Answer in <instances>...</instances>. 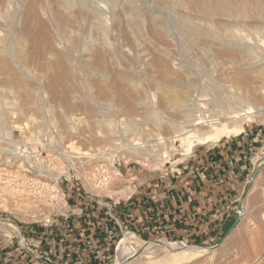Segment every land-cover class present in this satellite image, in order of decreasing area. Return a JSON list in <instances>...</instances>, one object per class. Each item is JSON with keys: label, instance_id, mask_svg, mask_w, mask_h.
<instances>
[{"label": "rangeland", "instance_id": "rangeland-1", "mask_svg": "<svg viewBox=\"0 0 264 264\" xmlns=\"http://www.w3.org/2000/svg\"><path fill=\"white\" fill-rule=\"evenodd\" d=\"M29 1L36 2L37 8L41 5L40 8H38L39 13H40V18L42 17V19L45 20L43 22V20L41 19L42 24L44 23L42 26L43 30L41 31H43L44 34L46 33L45 34L46 37L40 31V29H42L41 25L40 27L39 25H37V28L39 30L36 28L35 32L37 34L41 33L42 35H37L34 32V37L31 39L30 43L29 42L22 43V42L16 41L14 38H12V40H10L9 42L10 44L12 43V52L15 51L13 52V57H14L13 61L16 62V63L14 62V65L18 63L16 65L18 66L17 67L18 72L20 70V72L22 71L21 73L23 74L22 75L20 74V72L19 73L17 72L19 76L22 75L20 76L21 78L19 76L18 77L19 79H26V76L28 79L29 77L28 79L29 83L27 82V83H24V85L22 84L21 87L24 86L23 89L22 88L15 89L18 95L17 96L15 91L14 92L13 90L10 91L12 92L10 94L8 89L7 88L5 89L6 85L4 84L5 85L4 86L3 83H5L4 81L6 77L3 78L2 75L0 76V87H3V90H1L0 92V97L1 98L3 97L2 100L0 98V107L2 106L3 107L0 108V110H2L8 102L11 103V101H12L11 104L13 105L15 104L14 107L16 109L24 108V109H21L22 111L19 110L20 112L14 116L9 115V114L4 115L7 122H6V125L4 126L5 131L0 133V136H1L0 142L1 143L4 142V140H2L3 137L7 138L11 136V133L14 131L15 126L21 123H24L28 121L29 119H33L42 124H47L51 126L54 123H56L53 126L57 127L61 131L67 144L68 145L73 144L75 147L80 148L81 151H85V152L102 151L105 149L115 150L116 155L113 157V159H111L110 162H113L114 160L116 163L121 164L119 168L121 172V176H118L114 180H112V182L110 183L108 187V190L97 193V195L100 196L101 198L109 196V197L114 198L115 200H118L121 198H126L130 196L131 194L136 195V191L139 188V185H141L142 183L141 180L146 176L148 178L157 177V176L168 178L174 174L176 175L178 174L179 167L184 164V159L188 155L185 152H183L184 149L186 148L185 147L186 144H184V142L180 139L182 141L181 142L179 138L177 137L180 134L184 133L182 131L184 129V126L182 125L183 119L181 117L182 115H177L176 117V115L171 114L164 110V105L166 101L168 103L169 101L177 100V98L181 100H186L185 103L187 104L185 105H186V110L188 109L187 114L189 113L190 108L191 110L192 108H194L192 111H190V113L192 112L191 114L193 116L191 114L190 116L196 118V115H198L197 116L198 119H202V120L216 119V117L222 115L221 113L224 114L222 116L230 117L231 120L229 121L230 124L228 126L232 127L236 131L233 133H228L227 135L222 134L223 136L220 138L219 141H221L222 139H226L227 137L230 138V137L236 136L246 129H250L252 127L257 128L260 124L264 123V114L262 115L261 118H258V120L254 121L256 115H255V112L253 111V106L264 108V89H263L264 88V81H263L264 74L263 75L254 74L250 76L243 71L244 70L243 68H239L237 66V64H247V63H253L254 65H260L264 61V53H263L264 52V27H263L264 21L261 20V18L263 19L264 17V13H263L264 10L262 8L256 7V9L257 8L259 9V10L257 9V11L254 9V12L256 15H253V16H255V18L252 15H249L248 17V14L246 13H241L239 15L236 12L237 15L228 14L229 16L228 15L224 16L222 18L224 20L221 19V22H217V21L215 22V20L213 22L211 21L213 26L211 22H205L204 23L205 27L210 29L212 32L214 31V34L216 33V35H218L219 38L223 36V38H220L221 40L226 39V40H223L221 42L219 41V42L221 44L222 43L224 44L225 42V44L227 45V48L224 46L225 44L221 45L218 42L212 44V42L206 41L208 43H205L202 40H198L199 45L203 44L205 45V47H210L213 50L214 53H212L213 55L211 57V54H207L206 51L203 52L207 54L204 56V54L202 53L204 49H202L201 46L199 45L194 46L188 43L189 35L187 34V31L183 29L184 26L181 23V17H179L181 16V14L179 13L181 12V9L175 0L174 1L169 0V2H165V4H163V7H161L160 4H157V2L153 0H127L129 2V5H128L129 7L126 5H125L126 7H124L121 4H119L118 5L119 11L117 9L118 7L116 8L115 13L119 12L118 17L116 16L113 17V15L108 14V12L106 14L107 18L105 17V20L107 22L104 21L105 22L104 24H107L105 25V37L107 39L106 43L107 45H109L108 48H110L111 47L110 45L112 44L111 49L113 51L111 49L110 50L114 54L112 56H108L107 58L108 61L106 60L107 56L105 54V58L102 61V64L104 67L105 66L107 67V63H108V67H107L108 70L105 67L107 74L105 76H102V75L100 76L99 74L95 76L94 75L95 73H89L85 70L81 61L74 62L75 60L76 61L79 60L78 54L74 55V61L73 60H72L73 62L71 61L72 64L68 63L67 66L65 65L63 66L60 60H57L56 58L53 59V57L49 56L48 54H45V50L43 48L40 49V46H38L39 41H42L43 39H46L47 37H48L47 39L51 41L53 46L54 44L56 46V42L58 41H59L58 45L63 43V45H60L58 47L59 49L61 47H62L61 49H63L65 48V46H70L71 44L70 42L73 38V34H71V31H69L70 28H68V31L70 33L69 35L67 30L64 29L65 31L64 32L61 28H60L61 30L59 29L57 24L55 25L54 18H56L57 14L53 13V10H55L53 8L54 3H51L53 2V0H51V2L50 0H46L47 2L45 0H44L45 2L41 0L42 4H41V1L39 0L40 5L37 3L36 0H29ZM29 1L27 0L25 3V0H15V1L13 0V7H11L13 10L10 9V13L13 12V14H16L15 12H17L15 17L17 16L18 17L15 19H17L16 23L19 26L21 24H22L21 26H23L24 13L26 12V9H27L26 6L28 7V4H30ZM130 1L132 2L133 5L131 4ZM15 2H18L19 4L16 3L17 4L16 6ZM21 2H23L24 4L22 5ZM47 3L49 4V6ZM173 3L176 6V8H174L175 6L173 5ZM50 5H53V7L52 6L50 7ZM19 6L25 7L26 9L22 7L20 9ZM46 6L47 8L49 7L48 14H47L48 10ZM131 7L132 9L133 8L135 9L136 13H133L134 9L132 10L133 12L131 11V9L129 11V8ZM136 7L137 8L139 7L138 8L139 11L136 10ZM15 8L17 11L15 10ZM122 9H127L125 11L130 12L131 17L135 15L133 17L135 19L131 22V24H127L126 19H125L126 12ZM260 11L263 13V15L261 14ZM20 12L21 13L24 12V13L21 14ZM54 12H56V10ZM121 12H125V13L122 14ZM47 15H49L50 18L52 16L51 19L52 20L54 19L53 23L52 21L50 22L51 19L48 18ZM138 15H140L141 17L140 22L142 24H141V29L139 31H135V25L137 22H139V18H137ZM142 15H143V19L145 18L144 21L141 20ZM153 15L155 17L157 16L160 18V19L157 18V23L160 24L162 22L160 25L163 27V30H164L163 35L158 38L157 36L152 34L150 30V22H151L150 19L154 18ZM259 17L261 18L258 19ZM234 18L236 22L235 20H232ZM18 19L20 20L22 19V20L18 21ZM112 20H115V21H112ZM227 20H229V22H227ZM231 21H233V23ZM258 22L259 24L260 23L261 24L260 25L257 24ZM208 23H210V26ZM225 24L228 25L226 28H230V29H226L224 27L226 26ZM54 25L57 26L58 28L54 27ZM113 25L115 27H113ZM131 25L133 26L134 28L133 30L135 33L131 29ZM46 26L49 28V30L48 28H46ZM107 27H108V30H107ZM232 27H233V31H232ZM55 28L57 31H59V33L56 32ZM127 28L128 29L130 28L131 30L129 29L130 31H128ZM37 31H40V32L38 33ZM165 31H167L168 33H164ZM89 32L90 34H93L91 33V31ZM49 34H50V37H49ZM57 34L59 36H57ZM94 34H95V36H93V39L95 41L94 45L92 43L90 51L87 52V54L84 53V56H87L86 58L88 62L90 61V63H92V61L94 63L95 60H93L91 57L93 56V58L95 59L96 54L94 51H97L99 47H101V46H98L97 48V45H99V43L102 42L100 39L102 34L100 32H96ZM231 34L232 36L230 37L229 35ZM53 35H56V36H53ZM96 35L100 37L97 38ZM35 36H37L36 38L38 39L39 37L43 39L42 40L37 39L38 44H36L37 40ZM94 37L96 38V40ZM236 37L239 39H242L241 41L239 40V42L244 47L245 46L251 47L249 48L251 49L250 54L244 53L242 51H238L237 49L232 48L230 46L232 41H233L232 42L233 44L237 40ZM53 38H56V39H53ZM57 38H60L65 42L69 41L68 42L69 44L63 42L60 39H58L57 41ZM135 38H137L139 42H141L139 43V46H136L137 44H136V41L134 40ZM140 39L142 41H140ZM53 40L54 41L56 40V42H54ZM161 43H165L166 45L165 44L162 45ZM29 44L30 45L33 44V45L28 47ZM185 44H188V45L190 44L189 45L190 47ZM207 44L208 45L210 44V45L208 46ZM228 44L230 47L228 46ZM57 46H56V49H58ZM38 47L40 51H38ZM19 49L21 50L22 55L19 53L20 52ZM16 50L18 52H16ZM32 50L33 52L36 51L34 55H32L33 54ZM100 50H102V52L104 53L103 47ZM22 51L23 53H26V52H29V53H26V55L24 54L23 56ZM39 52H40V56L41 55L43 56V57L41 56L42 58L41 60L39 59L40 58V56L38 55ZM142 53H145V54H142ZM215 53H217L218 56ZM27 54H30V55L28 56ZM214 54H215V57H214ZM17 55L18 56L20 55V58L21 56H23L24 59L23 57L21 59L18 58ZM115 55L117 59H115ZM147 56L151 58H148ZM25 57L27 60L25 59ZM251 57H253L254 59ZM33 58L38 59V61L35 60L36 64L34 63ZM146 58H148V61ZM22 59L24 61H21ZM29 59H31L32 61ZM109 59L110 60L112 59V60L110 61ZM138 60H141V62H139ZM27 61H29V63ZM105 61H107V63ZM157 61H158V64H157ZM231 61H233L232 66H231L232 64ZM54 62H55V65H54ZM110 62L113 64H111ZM20 63H24V66L23 64H20ZM73 63L74 64L76 63L75 66ZM56 64L58 65V67ZM144 64H146L147 66ZM78 65L80 68L78 67ZM16 66H15V69H16ZM62 67L64 68L66 67L67 70H65L66 68L64 69ZM225 67H226V70H225ZM31 68L33 69L31 71H28ZM82 68L84 69V71ZM30 74L32 75L29 76ZM122 76L123 78H121ZM30 79H33V82ZM152 80L154 81L156 80V81L155 82L153 81L154 83H152ZM175 80H183V81L187 80V82H190L191 84L188 87V86H183L182 84L177 83L174 85L175 86L174 87L173 82H175ZM133 81L135 82L134 84H132ZM229 81H231L232 83ZM31 83L32 84L35 83V85H31V86L27 85ZM37 83L39 85H36ZM157 84H159V86ZM192 87L194 88V90H192L193 89ZM6 90L7 92H9V94L6 92L7 94L5 93L3 95V93ZM165 91L168 94H166ZM162 92L163 94H161ZM189 92L190 94H188ZM61 95H63V97L67 96L69 100L68 105L63 101V97ZM79 98L80 100H78ZM81 99L92 100V102L95 103V105L97 103L96 105L97 109L95 108V111H92V112H85L83 109L80 108ZM187 105H190V106H187ZM237 106L238 107L242 106L243 108L242 107L238 108ZM23 111H24V114H21V112ZM234 111L236 112L234 113ZM165 113H167L168 116ZM212 114L213 115L216 114V117L214 118ZM66 116L68 118H72L74 120L77 119L81 121L79 131H77L76 133H74L71 130H68L70 133L66 131L67 129ZM168 117L171 118L172 122L170 119H168ZM165 118H167L168 120L167 119L165 120ZM177 121L179 122V124ZM110 127H112V129ZM212 130L214 134H216V132L219 133L220 132L219 130H222V129L221 127H214L212 128ZM218 142L212 141L211 143H208L206 145H211V144L218 143ZM196 146H202V145L199 143H195L194 147ZM89 155L90 154L88 153L87 156H82V157L87 158L89 157ZM256 161H257L256 163L257 166L262 161H264V147L260 151L259 156H257ZM130 172L134 173V175L131 178L128 177V174ZM68 188L70 192L71 190H73L71 186ZM86 189L90 191L88 187H86ZM71 194L73 193L71 192ZM75 194L77 193L75 192ZM262 213H263V219L259 218L257 220V218L255 217L258 214L254 212L251 216L252 219H250V221L246 222L245 225H241L237 227L239 223L241 222L240 221L238 225L233 230H231L229 233H227L225 237L218 244H215V245L211 244L210 246H199V248H206L207 251L203 253L204 256L198 259H195L193 261L185 260L182 264H264V211H262ZM242 215H243V212H242ZM128 233H129L128 231H125L124 235L120 236L119 241H121L125 237V235ZM132 234L135 235L134 233ZM135 236L141 241L142 244H147L150 242H156V243H161V244L168 243V242L141 238L138 235H135ZM187 246L196 247L190 244H187ZM166 254L168 255L169 253L160 252L154 255L152 258L137 257L133 260L132 264H166V256H167ZM115 260H116V256L113 259L112 264H115Z\"/></svg>", "mask_w": 264, "mask_h": 264}, {"label": "crops", "instance_id": "crops-1", "mask_svg": "<svg viewBox=\"0 0 264 264\" xmlns=\"http://www.w3.org/2000/svg\"><path fill=\"white\" fill-rule=\"evenodd\" d=\"M263 147L264 123L218 143L196 146L177 175L144 177L132 200L114 209L116 220L97 199L74 193L69 221L52 230L29 228V239L52 261L36 260L18 251L16 244L0 240V264H112L125 231L196 247L218 244L235 225L242 207L245 216L237 227L250 221L254 212L257 220L263 219L264 170L242 200ZM133 175L130 172L128 177Z\"/></svg>", "mask_w": 264, "mask_h": 264}, {"label": "bare ground", "instance_id": "bare-ground-1", "mask_svg": "<svg viewBox=\"0 0 264 264\" xmlns=\"http://www.w3.org/2000/svg\"><path fill=\"white\" fill-rule=\"evenodd\" d=\"M15 1V0H14ZM26 1L27 0H25V3H26ZM29 1V0H28ZM37 1V3L39 4V0H36ZM41 1V0H40ZM44 1V0H43ZM46 1V0H45ZM44 1V2H45ZM153 1H155V2H157V4H160L161 5V7H163V4H165V2H169V0H153ZM171 1H174V0H171ZM176 1V3L180 6V9H181V12H179L180 14H181V16H179V17H181V23H182V25L184 26L183 27V29H185L186 31H187V34L189 35V42L188 43H190L191 45H194V46H196V45H199L198 44V40H202V41H204L205 43H208V42H212V44L213 43H219V44H221L220 42L221 41H223V40H226V39H220V38H223V36L222 37H218V35H216V33L214 34V31L212 32L210 29H208L207 27H205V25H204V23L205 22H213L214 20H215V22L217 21V22H221V19L224 17V16H227L228 14H230V15H232V14H235V15H237L236 14V12L240 15L241 13H246V14H248V17H249V15H256L255 14V12H254V9L257 11V9H256V7H260V8H262L263 10H264V0H175ZM19 2V1H18ZM18 2H15V4L17 3V4H19ZM24 2V1H23ZM23 2H21L22 3V5L24 4ZM30 2V1H29ZM47 2V1H46ZM49 2V1H48ZM50 2H51V0H50ZM49 2V3H50ZM131 2V1H130ZM134 2V1H133ZM151 2V1H150ZM51 3H54V7H53V5H50V7L52 6L55 10H56V12H54L55 10H53V13H56L55 15H56V18H54L55 19V25L57 24V26L59 27V29L61 28L63 31H64V29L65 30H67L68 31V28H70L69 29V31H71V34H73V38H72V40H71V44H70V46H65V44H64V46H65V48H63V49H59L58 47L60 46V45H63V43L62 44H60V45H58V39H60V38H57V41L58 42H56V40L54 41V42H56V46H57V48L58 49H56V46H55V44H54V46L52 45V43H51V41L49 40V39H41L39 36V39H41L42 41H39V44H38V38H36L37 36H35V38H36V40H37V42H36V44H38V46H40V49L41 48H43L44 50H45V54H48L49 56H51V57H53V59L54 58H56L57 60H60L61 62H62V65L64 66H67V64L68 63H71V61L73 60L74 61V55L75 54H78L79 55V60H75L74 62H78V61H81V63H82V65H83V67L85 68V70L87 71V72H89V73H95L94 75L96 76L97 74H99L100 76L102 75V76H105L106 74H107V71H106V69L108 70V63H107V61H108V56H112L114 53L112 52L113 50L111 49L112 48V44L110 45L111 47L110 48H108L109 47V45H107V43H106V37H105V25H107V24H104L105 22L104 21H106L105 20V17H106V14H107V12H108V14H111V15H113V17H118L119 15H118V13L119 12H116L115 13V11H116V8L118 9V11H119V4H121L122 6H124V7H126V6H128L129 5V2L127 1V0H53V2H51ZM175 3V2H174ZM174 3H173V5H174ZM17 4H16V6H17ZM28 4V3H27ZM41 4H42V1H41ZM46 4V3H45ZM48 4V3H47ZM131 4H132V2H131ZM155 4V3H154ZM169 4V3H168ZM21 5V4H20ZM40 5V4H39ZM38 5V6H39ZM126 5V6H125ZM133 5V4H132ZM159 5V6H160ZM172 5V4H171ZM15 6V7H16ZM24 6H26V5H24ZM41 6V5H40ZM40 6L38 7V8H40ZM48 6H49V4H48ZM131 6V5H130ZM175 6V5H174ZM11 7H13V0H0V76L2 75L3 76V78L4 77H6V79H5V83H3V85L5 86V89L7 88L8 89V91L10 92V91H12L13 90V92L15 91V93H16V88H24V86L23 87H21L22 86V84L24 85V83H27L29 80V77H28V79H27V76H26V79H19V77L20 76H22L23 74L20 72V70H19V72H20V74H22V75H18L17 74V72H18V69H17V67L18 66H16V65H14V62L15 61H13V52H15V51H13L12 52V43L10 44L9 42H10V40H12V38H14L16 41H19V42H22V43H30V41H31V39L34 37V32L36 31L35 29L37 28V25H39V27H40V25H41V28H42V26H43V24H42V22H41V19H42V17L40 18V13H39V10H38V8H37V4H36V2H30V4H28V7L26 6V8L25 7H22V6H19L20 7V9H21V7L22 8H25L26 9V12L24 13V23H23V26H19L17 23H16V20L17 19H15V18H17V17H15L16 16V14H17V12H15L16 14H13V12H11L10 13V9H12ZM44 7V6H43ZM129 7V6H128ZM158 7V6H157ZM165 7V6H164ZM168 7V6H167ZM170 7V6H169ZM173 7V6H172ZM46 8H47V6H46ZM49 8V7H48ZM48 8H47V10H48ZM52 8V9H53ZM139 8V7H138ZM138 8L136 7V10H138ZM174 8H176V6L174 7ZM20 9H18V10H20ZM130 9H131V11L134 9H132V7L131 8H129V11H130ZM160 9V8H159ZM179 9V10H180ZM13 10V9H12ZM15 10H16V8H15ZM45 10V9H44ZM46 10V11H47ZM50 10H51V8H50ZM122 10H127V9H122ZM259 10V9H258ZM17 11V10H16ZM42 11H43V9H42ZM134 11V12H133ZM132 12L133 13H136L135 12V9L133 10ZM139 11V10H138ZM126 12V13H125ZM125 12H121L122 14L123 13H125V16H126V22H127V24H131V22L135 19V18H133V17H131V13L130 12H128V11H125ZM261 12V11H260ZM19 13V12H18ZM21 13V12H20ZM23 13H21V14H23ZM45 13V12H44ZM49 13V10H48V12H47V14ZM52 13V12H51ZM50 13V14H51ZM130 13V14H129ZM264 13V12H263ZM263 13L261 12V14L263 15ZM46 14V13H45ZM115 14H117V15H115ZM153 14V13H152ZM179 14V15H180ZM260 14V15H261ZM18 15H20V14H18ZM52 15V14H51ZM54 15V16H55ZM234 15V16H235ZM23 16V15H22ZM48 16V18H50L49 17V15H47ZM46 16V17H47ZM108 16V15H107ZM145 16V15H144ZM229 16V15H228ZM234 16H232V17H234ZM44 17V16H43ZM112 17V16H111ZM152 17V16H151ZM153 19H150L151 20V22H150V30H151V32H152V34H154L155 36H157V38L158 37H161L162 35H163V27L160 25V24H158L157 23V18H159V17H155L154 15H153ZM251 17V16H250ZM254 18H255V16H253ZM51 18H52V16H51ZM50 18V19H51ZM107 18V17H106ZM137 18H139V22H137L136 23V25H135V31H139L140 29H141V22H140V15H138L137 16ZM150 18V17H149ZM162 18V17H161ZM236 18V17H235ZM235 18L234 19H232V20H235ZM241 18V17H240ZM253 18V19H254ZM256 18H257V16H256ZM261 17H259L258 19H260ZM54 19L52 20H50V22L52 21V23H53V21H54ZM109 19V18H108ZM145 19V18H144ZM144 19H143V15H142V21H144ZM160 19V18H159ZM227 19V18H226ZM22 20V19H21ZM20 19H18V21H21ZM43 20V19H42ZM110 20V19H109ZM120 20V19H119ZM222 20H224V19H222ZM229 20H230V18H229ZM229 20H227V22H229ZM250 20V19H249ZM256 20V19H255ZM261 20L262 21H264V17H263V19L261 18ZM260 20V21H261ZM17 21V22H18ZM45 20H43V22H44ZM112 21H115V20H112ZM116 21H118V20H116ZM162 21V20H161ZM246 21V20H245ZM244 21V22H245ZM253 21V20H252ZM251 21V22H252ZM257 21H259V20H257ZM107 22V21H106ZM159 22H160V20H159ZM212 22H211V24H212ZM224 22V21H223ZM232 23H233V21H231ZM235 22H236V20H235ZM250 22V21H249ZM249 22H247V23H249ZM255 22V21H254ZM253 22V23H254ZM19 23V22H18ZM21 23V22H20ZM49 23V22H48ZM52 23H50V24H52ZM112 23V22H111ZM231 23V24H232ZM263 23V22H262ZM110 24V23H109ZM167 24V23H166ZM209 24V26H210V23H208ZM230 24V23H229ZM256 24V23H255ZM257 24H259V22L257 23ZM256 24V25H257ZM261 24V23H260ZM259 24V25H260ZM264 24V23H263ZM46 25V24H45ZM54 25V27H57V26H55ZM164 25V24H163ZM216 25V24H215ZM220 25V24H219ZM222 25H224V24H222ZM226 26H224L225 28L228 26L227 24H225ZM236 25V24H235ZM234 25V26H235ZM251 25V24H250ZM252 25H254V24H252ZM258 25V26H259ZM212 26H213V24H212ZM231 26H233V25H231ZM230 26V27H231ZM57 27V28H58ZM112 27V26H111ZM113 27H115L114 25H113ZM129 27V26H128ZM216 27V26H215ZM214 27V28H215ZM223 27V26H222ZM264 27V26H263ZM46 28H48L47 26H46ZM180 28V27H179ZM218 28H220V27H218ZM254 28V27H253ZM259 28V27H258ZM260 28H262V27H260ZM38 29V28H37ZM45 29V28H44ZM58 29V30H59ZM60 29V30H61ZM110 29V28H109ZM128 29V28H127ZM130 29V28H129ZM128 29V31H130L131 29L133 30L134 28H133V26L131 25V29L129 30ZM178 29V28H177ZM211 29H212V27H211ZM226 29H230V28H226ZM39 30V29H38ZM41 30H43V28L42 29H40V31ZM47 30V29H46ZM45 30V31H46ZM48 30H49V28H48ZM55 30H56V28H55ZM107 30H108V27H107ZM166 30V29H165ZM180 30V29H179ZM216 30V29H215ZM219 30V29H218ZM40 31H37L38 33L40 32ZM44 31V32H45ZM54 31V30H53ZM69 31H68V34L70 35V33H69ZM89 31H91V33H96V32H100L101 34H102V36H101V43H99V45H97V48H98V46H101V47H99V49L97 50V51H94L95 52V59L93 58V56L91 57L93 60H95L94 61V63H93V61H92V63H90V61L88 62V60H87V56H84V53H86L87 54V52H89L90 51V49H91V46H92V43H93V45H94V39H93V36H95V34L93 35V34H90V32ZM110 31V30H109ZM182 31V30H181ZM230 31V30H229ZM232 31H233V27H232ZM47 32V31H46ZM50 32V31H49ZM52 32V31H51ZM56 32H58L59 33V31H57L56 30ZM62 32V31H61ZM65 32V31H64ZM63 32V33H64ZM133 32H134V30H133ZM180 32V31H179ZM183 32V31H182ZM222 32V31H221ZM235 32V31H234ZM36 33V32H35ZM41 33H43V31H41ZM37 34V35H42V34ZM48 33V32H47ZM67 33V32H66ZM135 33V32H134ZM164 33H168L167 31H165ZM35 34V35H36ZM44 34V33H43ZM46 34V33H45ZM44 34V35H45ZM52 34H54V33H52ZM51 34V35H52ZM62 34V33H61ZM99 34V33H98ZM227 34H229V33H227ZM43 35V36H44ZM100 35V34H99ZM109 35V34H108ZM107 35V36H108ZM122 35V34H121ZM167 35V34H166ZM234 35V34H233ZM53 36H56V35H53ZM57 36H59L58 34H57ZM97 36V38L98 37H100V36H98V35H96ZM139 36V35H138ZM219 36H221V35H219ZM230 37L232 36V34L231 35H229ZM228 36V37H229ZM241 36V35H240ZM45 37H46V35H45ZM49 37H50V34H49ZM63 37V36H62ZM67 37V36H66ZM109 37V36H108ZM185 37V36H184ZM227 37V36H226ZM238 37V36H237ZM236 37V38H237ZM71 38V37H70ZM95 38V37H94ZM156 38V37H155ZM156 38V39H157ZM235 38V37H234ZM242 38V37H241ZM52 39V38H51ZM53 39H56V38H53ZM99 39V40H100ZM230 39V38H229ZM233 39V38H232ZM60 40H62V39H60ZM95 40H96V38H95ZM131 40V39H130ZM135 41H136V46H139V43H141V42H139V40L137 39V38H135L134 39ZM144 40V39H143ZM186 40V39H185ZM239 40L241 41L242 39H239V38H237V40L235 41V39H234V43L232 44V42H231V47L232 48H235V49H237L238 51H242V52H244V53H247V54H250V52H251V49H249V48H251V47H247V46H243L240 42H239ZM246 40V39H245ZM63 41V40H62ZM140 41H142L141 39H140ZM187 41V40H186ZM206 41H208V42H206ZM220 41V42H219ZM229 41V40H228ZM244 41V40H243ZM18 42V43H19ZM61 42V41H60ZM63 42H65V41H63ZM69 42V41H68ZM68 42H65V43H67V44H69ZM132 42H134V41H132ZM144 42V41H143ZM146 42V41H145ZM33 43V42H32ZM98 43V42H97ZM109 43V42H108ZM228 43V42H227ZM66 44V45H67ZM133 44V43H132ZM145 44V43H144ZM162 45H164L165 43H161ZM189 44V45H190ZM224 44H225V42H224ZM223 43L221 44V45H224ZM230 44V43H229ZM229 44H228V46H229ZM248 44V43H247ZM257 44V43H256ZM33 45V44H32ZM32 45H30L29 44V46L28 47H30V46H32ZM96 45V44H95ZM134 45V44H133ZM146 45V44H145ZM166 45V44H165ZM185 45H188V44H185ZM188 45V46H189ZM208 45V44H207ZM210 45V44H209ZM208 45V46H209ZM25 46V45H24ZM35 46V45H34ZM37 46V45H36ZM199 46H201V48L202 49H204V51H202V53L203 52H205L206 51V53L207 54H211V57H212V53H214L213 52V50L210 48V47H205V45H199ZM226 48H227V45L225 44L224 45ZM223 46V47H224ZM229 46V47H230ZM249 46V45H248ZM27 47V48H28ZM95 47V46H94ZM104 48V53L102 52V50H100L101 48ZM187 47V46H186ZM190 47V46H189ZM214 47H215V45H214ZM24 48V47H23ZM26 48V47H25ZM35 48V47H34ZM33 48V49H34ZM96 48V47H95ZM217 48V47H216ZM221 48V47H220ZM225 48V49H226ZM36 49V48H35ZM112 51H111V50ZM229 49V48H228ZM15 50V49H14ZM18 50V49H17ZM16 50V52H18ZM20 50V49H19ZM31 50V49H30ZM43 50V51H44ZM95 50V49H94ZM148 50V49H147ZM199 50V49H198ZM222 50V49H221ZM23 51H25V50H23ZM23 51H22V53H23ZM27 51V50H26ZM35 51V50H34ZM38 51H40L39 50V47H38ZM37 51V52H38ZM43 51H41V52H43ZM144 51V50H143ZM154 51V50H153ZM200 51V50H199ZM32 52H33V50H32ZM36 52V51H35ZM35 52H33V54L32 55H34L35 54ZM149 52V51H148ZM20 54H21V50H20V52H19ZM26 53H29V52H26ZM26 53H23V56H24V54L26 55ZM145 53H147V52H145ZM145 53H142V54H145ZM150 53V52H149ZM148 53V54H149ZM206 53H203L204 54V56L205 55H207ZM223 53V52H222ZM230 53V52H229ZM240 53V52H239ZM257 53H258V51H257ZM264 53V52H263ZM16 54V53H15ZM105 54H106V60L107 61H105L106 63H107V67H106V69H105V67L103 66V64H102V61L104 60V58H105ZM136 54H137V52H136ZM151 54V53H150ZM216 55H217V53H215ZM215 54H214V57H215ZM224 54V53H223ZM226 54V53H225ZM22 55V54H21ZM28 56L30 55V54H27ZM31 55V56H32ZM38 55L40 56V52L38 53ZM236 55V54H235ZM238 55V54H237ZM18 56V55H17ZM23 56H21V58L23 57ZM36 56V55H35ZM34 56V57H35ZM42 56V55H41ZM41 56H40V60L42 59L41 58ZM47 56V55H46ZM91 56V55H90ZM89 56V57H90ZM145 56V55H144ZM151 56V55H150ZM155 56V55H154ZM218 56V55H217ZM27 57V56H26ZM26 57H25V59H26ZM38 57V56H37ZM43 57V56H42ZM76 57V56H75ZM148 57V56H147ZM224 57V56H223ZM228 57V56H227ZM255 57V56H254ZM18 58H20V55L18 56ZM20 58V59H21ZM29 58V57H28ZM77 58V57H76ZM75 58V59H76ZM111 58H113V57H111ZM148 58H151V57H148ZM148 58H146L147 59V61H148ZM229 58V57H228ZM251 58H253V57H251ZM23 59H24V57H23ZM21 60V61H24V60ZM115 59H117L116 58V55H115ZM247 59V58H246ZM254 59V58H253ZM253 59H252V61H253ZM27 60V59H26ZM29 60H31V59H29ZM33 60H34V63L36 64V62H35V60H37L38 61V59L36 58H33ZM39 60V61H40ZM45 60V59H44ZM110 60V59H109ZM112 60V59H111ZM110 60V61H111ZM165 60V59H164ZM213 60V59H212ZM226 60V59H225ZM20 61V62H21ZM32 61V60H31ZM30 61V62H31ZM51 61V60H50ZM60 61H59V63H60ZM72 61V62H73ZM139 62H141V60H138ZM237 61H238V59H237ZM249 61H250V59H249ZM262 61V60H261ZM28 63H29V61H27ZM53 62V61H52ZM146 62V61H145ZM232 62V64H231V66L233 65V61H231ZM230 62V63H231ZM16 63V62H15ZM32 63V62H31ZM30 63V64H31ZM111 63V62H110ZM109 63V64H110ZM173 63V62H172ZM211 63H212V61H211ZM229 63V64H230ZM257 63V62H256ZM259 63V62H258ZM20 64H23V66H24V63H20ZM26 64V63H25ZM29 64V65H30ZM72 64V63H71ZM74 64V63H73ZM76 64V63H75ZM75 64H74V66H75ZM78 64V63H77ZM111 64H113V63H111ZM117 64V63H116ZM141 64V63H140ZM151 64V63H150ZM157 64H158V61H157ZM177 64V63H176ZM260 64V63H259ZM27 65V64H26ZM54 65H55V62H54ZM57 65V64H56ZM61 65V64H60ZM81 65V66H82ZM106 65V64H105ZM144 65H146V64H144ZM212 65V64H211ZM214 65V64H213ZM15 66H16V69H15ZM69 66V65H68ZM73 66V67H74ZM112 66V65H111ZM147 66V65H146ZM151 66V65H150ZM237 66L239 67V68H243L242 70L246 73V74H248V75H254V74H257V75H263L264 74V61L260 64V65H254L253 63H247V64H237ZM22 67V66H21ZM28 67V66H27ZM32 67H33V65H32ZM37 67V66H36ZM57 67H58V65H57ZM61 67V66H60ZM59 67V68H60ZM72 67V68H73ZM78 67H79V65H78ZM153 67V66H152ZM62 68H64V67H62ZM66 68V67H65ZM64 68V69H65ZM70 68V67H69ZM75 68V67H74ZM80 68V67H79ZM110 68V67H109ZM214 68V67H213ZM230 68V67H229ZM19 69H20V67H19ZM26 69V68H25ZM29 69V68H28ZM33 68H31L30 70H28V71H31ZM83 69V68H82ZM217 69V68H216ZM215 69V70H216ZM236 69V68H235ZM63 70V69H62ZM65 70H67V68L65 69ZM72 70V69H71ZM225 70H226V67H225ZM241 70V71H242ZM24 71V70H23ZM83 71H84V69H83ZM165 71V70H164ZM178 71V70H177ZM182 71V70H181ZM185 71V70H184ZM190 71V70H189ZM18 72V73H19ZM109 72V71H108ZM150 72V71H149ZM160 72V71H159ZM28 73V72H27ZM31 73V72H30ZM123 73V72H122ZM184 73V72H183ZM26 74V73H25ZM29 74V73H28ZM190 74V73H189ZM228 74V73H227ZM27 75V74H26ZM32 74H30L29 76H31ZM110 75V74H109ZM120 75V74H119ZM123 75V74H122ZM236 75V74H235ZM19 76V77H18ZM162 76V75H161ZM209 76V75H208ZM238 76V75H237ZM106 77H108V76H106ZM21 78V77H20ZM23 78V77H22ZM103 78V77H102ZM105 78V77H104ZM121 78H123V76L121 77ZM101 79V78H100ZM107 79V78H106ZM126 79V78H125ZM184 79V78H183ZM190 79V78H189ZM230 79V78H229ZM1 80H3V79H1ZM30 80H32V82H33V79H30ZM133 80V79H132ZM125 81V80H124ZM128 81V80H127ZM131 81V80H130ZM154 80H152V83H154L153 82ZM264 81V80H263ZM2 82V81H1ZM122 82H123V80H122ZM229 82H231V81H229ZM29 83V82H28ZM135 82L133 81L132 82V84H134ZM160 83V82H159ZM167 83H168V81H167ZM174 83V84H173ZM172 84H173V86L175 85V84H177V83H179V84H182L183 86H190V82H187V80H185V81H183V80H175V82H173ZM232 83V82H231ZM161 84V83H160ZM165 84V83H164ZM171 84V85H172ZM26 85V84H25ZM27 85H35V83L34 84H27ZM36 85H39L38 83L36 84ZM47 85V84H46ZM158 86H159V84H157ZM156 85V86H157ZM30 86H28V87H30ZM166 86V85H165ZM168 86V85H167ZM175 87V86H174ZM180 87V86H179ZM206 87V86H205ZM0 88H2V89H0V92H1V90H3V87H0ZM44 88V87H43ZM193 88V87H192ZM262 88V87H261ZM160 89H161V87H160ZM264 89V88H263ZM55 90V89H54ZM192 90H194V88L192 89ZM18 91V90H17ZM45 91V90H44ZM177 91V90H176ZM261 91V90H260ZM4 92V91H3ZM7 92V90L3 93V95L5 94ZM9 92H7L8 94H9ZM20 92V91H19ZM25 92V91H24ZM166 92V91H165ZM6 93V94H7ZM12 92H10V94H11ZM14 93V94H15ZM21 93V92H20ZM179 93V92H178ZM192 93V92H191ZM161 94H163V92L161 93ZM166 94H168L167 92H166ZM180 94V93H179ZM188 94H190V92L188 93ZM2 95V96H3ZM16 95H17V93H16ZM46 95V94H45ZM18 96V95H17ZM33 96V95H32ZM62 97H63V95H61ZM177 96V95H176ZM30 97V96H29ZM28 97V98H29ZM61 97V98H62ZM1 98V97H0ZM32 98V97H31ZM34 98H36V97H34ZM3 99V97L1 98V100ZM27 99V98H26ZM239 99V98H238ZM23 100V99H22ZM32 100V99H31ZM36 100V99H35ZM78 100H80V98L78 99ZM63 101L68 105L69 104V100H68V98H67V96H64L63 97ZM97 101V100H96ZM243 101V100H242ZM14 102V101H13ZM16 102H18V101H16ZM25 102V101H24ZM186 102V100H181V99H178L177 98V100H173V101H169L168 103H167V101H166V103H167V105H166V103H165V105H164V110L165 111H167V112H169V113H171V114H174V115H176V117H177V115H182L181 117H182V119H183V122H182V125L184 126V129L182 130L183 132V134H180L179 136H177L178 138H179V140L181 139L183 142H184V144H186L185 145V149H184V151L183 152H185L186 154H189L191 151H192V149H193V147H194V144L195 143H199V144H201V145H206V144H208V143H211L212 141H215V142H218L219 140H220V138L223 136V135H227L228 133H233V132H235L236 130L235 129H233L232 127H229L228 125L230 124L229 123V121L231 120V118L230 117H228V116H222V115H224L223 113H221L222 115L221 116H218V117H216V114L215 115H213V117L215 118L216 117V119H211V120H202V119H198V115H196V118L195 117H192L193 115L190 113V111H192L194 108H192V110H191V108L189 109L190 111H189V113L187 114V110H186V105L185 104H187V103H185ZM7 103V102H6ZM11 103H12V101H11ZM11 103H7L5 106H4V108L2 109V110H0V133H2V132H4L5 131V128H4V126L6 125V118L4 117V115H7V114H9V115H12V116H14V115H16V114H18L20 111L19 110H21V109H24V108H15L14 107V105L13 104H11ZM35 103V102H34ZM71 103V102H70ZM203 103V102H202ZM215 103V102H214ZM80 104H81V106H80V108L81 109H83L85 112H92V111H95V108H96V105H97V103H96V105H95V103H93L92 102V100H87V99H81V102H80ZM1 105H2V103H1ZM26 105V104H25ZM236 105V104H235ZM143 106V105H142ZM146 106V105H145ZM144 106V107H145ZM187 106H190V105H187ZM258 106V105H257ZM3 107V106H2ZM2 107H0V108H2ZM18 107V106H17ZM235 107V106H234ZM238 107V106H237ZM240 107H242V106H240ZM240 107H238V108H240ZM37 108V107H36ZM146 108V107H145ZM188 108V107H187ZM243 108V107H242ZM44 109V108H43ZM97 109V108H96ZM162 109V108H161ZM39 110V109H38ZM121 110V109H120ZM144 110V109H143ZM154 110V109H153ZM163 110V109H162ZM22 111V110H21ZM28 111H30V110H28ZM32 111V110H31ZM44 111V110H43ZM46 111V110H45ZM112 111H114V110H112ZM111 111V112H112ZM195 111V110H194ZM193 111V112H194ZM238 111H240V110H238ZM253 111L255 112V119H254V121L255 120H258V118H261L262 117V115L264 114V108H260V107H256V106H253ZM110 112V113H111ZM146 112V111H145ZM148 112V111H147ZM209 112V111H208ZM236 111H234V113H235ZM26 113V112H25ZM97 113H98V111H97ZM114 113V112H113ZM120 113V112H119ZM155 113V112H154ZM157 113V112H156ZM195 113V112H194ZM193 113V114H194ZM21 114H24V111L23 112H21ZM87 114V113H86ZM107 114V113H106ZM167 116H168V114L167 113H165ZM190 114L192 115V116H190ZM207 114H209V113H207ZM29 115V114H28ZM122 115V114H121ZM23 116V115H22ZM105 116V115H104ZM166 116V117H167ZM24 117V116H23ZM148 117V116H147ZM174 117V116H173ZM180 117V118H181ZM212 117V116H211ZM212 117V118H213ZM102 118V117H101ZM65 119V118H64ZM66 121H67V124H66V127H67V129H66V131H68V130H71V131H73L74 133H76L77 131H79V129H80V125H81V121H79V120H77V119H72V118H68L67 116H66ZM163 119V118H162ZM167 118H165V120H166ZM168 119H170L171 120V118L170 117H168ZM167 119V120H168ZM177 119V118H176ZM182 119H181V121H182ZM175 120V119H174ZM65 121V120H64ZM180 121V120H179ZM100 122V121H99ZM150 122V121H149ZM162 122V121H161ZM171 122H172V120H171ZM178 122V121H177ZM51 123V122H50ZM54 123V122H53ZM65 123V122H64ZM54 124H56V123H54ZM53 124V125H54ZM164 124V123H163ZM178 124H179V122H178ZM258 124V123H257ZM52 125V126H53ZM106 125V124H105ZM63 126H65V125H63ZM62 126V127H63ZM174 126V125H173ZM182 127V126H181ZM214 127H221V129L222 130H219L220 132L218 133V132H216V134H214V132H213V130H212V128H214ZM111 129H112V127H110ZM63 129V128H62ZM65 129V128H64ZM162 129V128H161ZM160 129V130H161ZM165 129V128H164ZM181 129V128H180ZM68 133H70L69 131H68ZM223 134V135H222ZM7 136H8V134H7ZM0 138H1V136H0ZM3 138H5V137H3ZM2 138V139H3ZM8 138V137H7ZM180 140V141H181ZM181 141V142H182ZM1 146V145H0ZM72 150H73V152L75 153V154H77V155H81V156H87L88 155V152H85V151H81V149L80 148H78V147H75L73 144H71L70 146H69ZM3 151V148H1L0 147V152H2ZM151 152H152V150H151ZM161 152V151H160ZM155 157H157V156H155ZM160 157V156H159ZM162 157V156H161ZM163 158V157H162ZM167 159V158H166ZM264 163V161H262L260 164H263ZM108 192V191H107ZM244 208V207H243ZM242 208V209H243ZM242 209H241V211H240V215L243 217V215L245 216V214H243L242 215ZM207 250H206V248H199V247H188V246H185V245H182V244H179V243H163V244H161V243H156V242H150V243H147V244H142L141 243V241L135 236V235H133L132 233H128V234H126L125 235V237L120 241V243H119V245H118V248H117V252H116V260H115V264H132L133 263V260L135 259V258H137V257H140V258H144V257H146V258H152L154 255H156L157 253H160V252H167V253H169L167 256H166V264H182L185 260H191V261H193V260H195V259H198V258H200V257H203L204 255H203V253L204 252H206ZM164 256V257H165ZM145 258V259H146ZM161 260H162V258H161ZM160 261V260H159ZM152 262V261H151Z\"/></svg>", "mask_w": 264, "mask_h": 264}, {"label": "built area", "instance_id": "built-area-1", "mask_svg": "<svg viewBox=\"0 0 264 264\" xmlns=\"http://www.w3.org/2000/svg\"><path fill=\"white\" fill-rule=\"evenodd\" d=\"M2 140L0 240L16 244L18 251L36 260L52 261L48 252L29 239V228L52 230L69 221L74 213L71 192L97 199L99 205L108 207L113 220L114 209L132 200L133 194L118 200L97 195L121 176V164L110 162L115 150L89 151V157L83 158L73 152L57 127L33 119L15 126L11 136Z\"/></svg>", "mask_w": 264, "mask_h": 264}, {"label": "water", "instance_id": "water-1", "mask_svg": "<svg viewBox=\"0 0 264 264\" xmlns=\"http://www.w3.org/2000/svg\"><path fill=\"white\" fill-rule=\"evenodd\" d=\"M264 169V163L263 164H259L255 170L253 171V174H252V177H251V180L248 182L247 186H246V189L243 193V197H242V200H244L247 195L251 192V190L253 189L254 187V183L255 181L257 180L258 176L260 175V173L262 172V170ZM241 211V210H240ZM242 220V216L239 215V218L238 220L236 221L235 225L231 228V230H233L237 225L238 223Z\"/></svg>", "mask_w": 264, "mask_h": 264}]
</instances>
